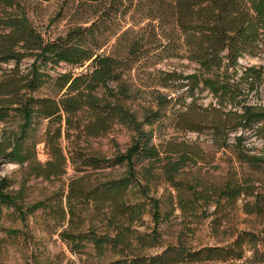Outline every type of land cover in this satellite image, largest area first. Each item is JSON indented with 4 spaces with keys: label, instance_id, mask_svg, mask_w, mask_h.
Here are the masks:
<instances>
[{
    "label": "trees",
    "instance_id": "trees-1",
    "mask_svg": "<svg viewBox=\"0 0 264 264\" xmlns=\"http://www.w3.org/2000/svg\"><path fill=\"white\" fill-rule=\"evenodd\" d=\"M62 4L69 11L80 10L81 21L52 38L30 19L23 0H0V122L18 119L16 130L1 133L0 160L18 163L45 180L64 176L69 164L76 175L67 194L30 203L24 183L8 191L2 179L0 201L14 207L24 223L37 210L49 208L62 240L74 252L90 243L100 256L109 250L120 254L100 264H264V190L244 205L255 224L226 244L193 247L180 237L160 253H141L130 251L129 238L120 228L141 220L148 204L159 221L161 199L151 193L163 184L171 188L172 209L175 202L178 209L204 218L211 203L215 214L242 195L255 194L245 186L247 179L229 177L219 186L186 171L205 158L199 142L172 136L156 143L154 138L165 119L177 131L210 135L218 149L231 147L232 134L239 130L256 126L264 137V64L241 61L264 56V0ZM127 20L131 25L122 29ZM105 46L110 49L101 51ZM28 58L32 62L24 66ZM169 59L186 60L194 70L158 67ZM61 63L85 69L52 73ZM45 88L49 93H40ZM203 91L212 96L208 104L199 102ZM42 120L48 121L42 140L50 156L46 161L38 158V141L31 138ZM117 125L134 134L127 150L112 159L90 141ZM234 139L242 144L243 133ZM238 152L251 167L264 163L261 156ZM119 162L127 168L115 175L108 168ZM220 219L215 216L214 223ZM100 221L114 226L115 233L99 232ZM137 239L151 247L158 237L141 234Z\"/></svg>",
    "mask_w": 264,
    "mask_h": 264
},
{
    "label": "rangeland",
    "instance_id": "rangeland-1",
    "mask_svg": "<svg viewBox=\"0 0 264 264\" xmlns=\"http://www.w3.org/2000/svg\"><path fill=\"white\" fill-rule=\"evenodd\" d=\"M23 5L30 19L47 37H56L64 34L68 28L81 21V11H69L63 8L62 0H23ZM130 20L122 22V29L130 26ZM104 33V27L101 30ZM112 39L111 42H113ZM110 47L105 46L101 51H108ZM243 64H264V56H246L242 60ZM32 62L31 58L24 61V66ZM163 69H178L185 72L194 70L195 65L186 60L169 59L158 65ZM84 67H73L66 63L58 65L52 73L74 71L79 73ZM40 93L48 94L49 89L45 88ZM264 99V87L262 88ZM212 101V96L208 91H203L199 102L208 104ZM165 119V124L156 128L154 141L160 143L164 139L172 136L178 139L199 142L205 149V158L197 164L188 166L186 171L192 175H198L206 181L216 183L221 186L232 177L238 181L248 182L245 186L250 187L248 191L255 194H244L231 207L225 206L217 213L215 203H211L208 208L209 216H194L191 210H180L169 202V191L171 188L163 184L158 191H153L152 196L161 199L159 221L153 219V211L148 204L146 214L141 220H137L131 227L128 224H121L120 228L131 243L130 251L141 253H160L168 244L177 243L181 237L188 245L193 247L202 245L226 244L233 239V236L241 229L250 228L255 224L254 215H249L244 209V205L254 199V196L264 190V163L257 167H251L238 158V151L244 149L250 155H258L264 158V137L258 135L256 126L254 128L239 130L232 134V145L229 148L218 149L211 142V137L205 133L182 132L175 130ZM48 121L42 120L37 124V129L31 133V138L38 141V158L46 161L50 158L45 143L42 142ZM18 126V119L11 118L5 122H0V136L4 130L13 131ZM243 133L242 144L237 145L234 139L235 134ZM134 132L124 125H117L106 136L92 139V148L102 151L108 157L114 159L116 155L124 153L132 141ZM66 144V142H64ZM125 163H116L108 168L115 175H120L126 170ZM76 175L73 165L69 164L67 173L62 177H53L45 180L41 177L29 174L26 167L18 163L0 160V181L6 179L8 182L7 190H18L25 184L26 202L45 199L49 196L59 197L67 194L70 178ZM65 200V199H64ZM149 201V200H147ZM54 202V200H53ZM201 213V212H199ZM199 215V214H198ZM201 215V214H200ZM220 216L221 219L214 223V217ZM99 232L115 233L114 226L108 227L106 221L96 224ZM156 229V230H155ZM61 227L55 223L50 209L37 210L28 216L24 223L14 207L8 206L0 201V264H100L106 263L111 259L118 258L120 254L115 251H107L100 256L93 244L79 251L74 252L68 243L60 236ZM146 234L149 238L155 234L158 237L157 243L149 247L138 243L137 237ZM149 241V240H148ZM251 253H248L249 257ZM244 261H229L225 263L212 264H241Z\"/></svg>",
    "mask_w": 264,
    "mask_h": 264
}]
</instances>
